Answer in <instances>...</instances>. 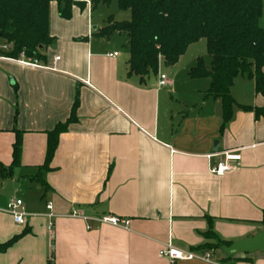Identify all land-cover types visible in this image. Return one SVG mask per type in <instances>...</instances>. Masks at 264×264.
<instances>
[{"label":"crops","instance_id":"0c3cea01","mask_svg":"<svg viewBox=\"0 0 264 264\" xmlns=\"http://www.w3.org/2000/svg\"><path fill=\"white\" fill-rule=\"evenodd\" d=\"M92 11L89 3L73 7L63 20L50 4L54 44L45 63L32 67L0 55L3 166L12 163L13 130L21 133L19 164L0 179V243L27 231L0 254V264H169L158 257L166 242L212 260L174 264H264V251L226 257L202 249L210 226L231 244L264 234V114L234 107L223 123L219 101L205 97L207 78H188L191 95L176 101L174 73L161 72L162 63L143 82L129 75L128 49L112 38L121 34L96 37L104 25H94ZM160 75L166 86L158 85ZM76 93V120L58 137L48 170H40L47 133L67 121ZM230 95L264 110L250 79L236 77ZM227 152L240 154L236 169L209 174ZM12 199L29 215L25 225L6 213ZM102 216L127 219L129 228L100 225L95 219Z\"/></svg>","mask_w":264,"mask_h":264},{"label":"trees","instance_id":"16d2710c","mask_svg":"<svg viewBox=\"0 0 264 264\" xmlns=\"http://www.w3.org/2000/svg\"><path fill=\"white\" fill-rule=\"evenodd\" d=\"M87 2L94 10L108 6L110 0H0V38L6 47L0 55L45 63V52L54 44L49 34L50 4L55 3L59 18L69 20L72 8L82 10ZM116 4L119 10L129 12V19L118 22L109 18L95 36L109 38L115 33L126 36L129 75L138 77L141 82L150 75L156 76L160 63L172 67L188 46L203 39L210 56L209 67L197 58L188 77L209 79L205 97L219 101L223 123L230 120L234 107L252 111L256 118L264 114L263 109L238 105L230 95L234 79L242 76L252 80L255 93L264 97L262 0H116ZM77 105L76 93L67 121L47 133L45 161L40 170H48L58 137L76 120ZM16 116L17 110L14 121ZM13 132L12 163L9 167L0 163L1 180L10 177L19 164L21 133ZM260 224L264 227V211ZM26 233L23 230L20 235L0 243V254ZM202 236L208 240L202 245L204 250L231 245L220 240L211 226Z\"/></svg>","mask_w":264,"mask_h":264},{"label":"built area","instance_id":"2783aa9c","mask_svg":"<svg viewBox=\"0 0 264 264\" xmlns=\"http://www.w3.org/2000/svg\"><path fill=\"white\" fill-rule=\"evenodd\" d=\"M113 55L115 56L116 54ZM21 58H22V60L20 59L21 63L24 65L32 66V67L38 66L36 61L32 62L23 59V57ZM56 60H58V58H56ZM167 84L168 81L166 80V77L160 75L158 80V85L160 87H163L166 86ZM240 161H241L240 154L232 153V152L223 153L221 159L209 167V174H211L214 177L221 178L227 173L234 171L236 167L239 165ZM46 209L51 210V205L47 204ZM6 213H8L12 217L14 223L18 225H25L26 218L29 217V215L24 212L22 202L18 199H12L8 202L6 207ZM70 216L82 217L77 212H72ZM49 217H52V215L49 214ZM95 221L98 222L100 225H108L114 228H121V229H128L130 224L129 220L118 218L115 216H102L95 219ZM50 229H51V224L48 225V230ZM158 257L167 260L169 264H174L175 262H180V261H201V262L212 261L209 253H194L189 251H183L174 247L170 242H166L161 246V248L158 251Z\"/></svg>","mask_w":264,"mask_h":264},{"label":"rangeland","instance_id":"374dc122","mask_svg":"<svg viewBox=\"0 0 264 264\" xmlns=\"http://www.w3.org/2000/svg\"><path fill=\"white\" fill-rule=\"evenodd\" d=\"M262 3L264 8V0H262ZM91 16L93 18V22L96 23L94 25H99L100 27H102L104 25V22L109 18H112L114 21H118V22L128 20L129 12L119 10L116 4V0H110L108 6H100L94 9L92 11ZM261 26L264 27V20L261 21ZM123 36H124L123 34L114 35L112 36V38H114V40L117 41V45H119L118 46L119 49L125 51L127 50V43H124ZM197 58H201L204 65L206 67H209L210 56L207 53L205 41L203 39L188 46L185 53L178 61L177 65L172 70L166 68L165 66H163L161 69V72L165 73L166 75H168L170 71H173L174 73V77L176 79V88H177L176 95L174 96L176 101H179V99H181V96L184 97V95L185 96L191 95L190 91H188V87H186L185 84L186 81L189 80L188 79L189 69L195 66ZM151 77H153V75H151ZM10 193L11 190L7 189L5 191V195L8 194L11 195ZM21 196L22 195H20V197Z\"/></svg>","mask_w":264,"mask_h":264},{"label":"water","instance_id":"95a60500","mask_svg":"<svg viewBox=\"0 0 264 264\" xmlns=\"http://www.w3.org/2000/svg\"><path fill=\"white\" fill-rule=\"evenodd\" d=\"M93 29L95 28L93 27ZM220 250L226 257L264 251V234L258 233L251 238L234 242L228 247L223 246Z\"/></svg>","mask_w":264,"mask_h":264}]
</instances>
